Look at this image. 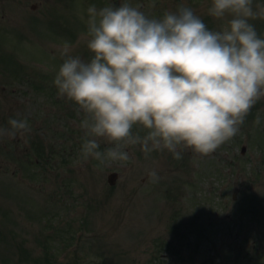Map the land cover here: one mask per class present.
I'll return each instance as SVG.
<instances>
[{
    "label": "rangeland",
    "instance_id": "rangeland-1",
    "mask_svg": "<svg viewBox=\"0 0 264 264\" xmlns=\"http://www.w3.org/2000/svg\"><path fill=\"white\" fill-rule=\"evenodd\" d=\"M97 1L45 0L32 19L9 15L22 29L0 32L13 48L23 35L22 46L31 48L15 59L45 63L37 65L44 69L38 79L52 72L46 91L26 85L0 93V128L12 132L10 119L28 124L0 136V264H264L263 98L209 155L179 148L175 159L166 149L145 154L137 144L123 149L127 161L101 162L82 155L85 114L53 83L65 43L68 55L93 58L85 39L90 6L127 2L160 18L183 5L219 30L223 22L208 15L211 0ZM257 4L264 0H253L254 10ZM250 23L264 38V20ZM7 80L0 72V85ZM132 133L146 130L134 126ZM99 144L101 152L115 147L102 138ZM111 173L118 174L113 186Z\"/></svg>",
    "mask_w": 264,
    "mask_h": 264
},
{
    "label": "clouds",
    "instance_id": "clouds-1",
    "mask_svg": "<svg viewBox=\"0 0 264 264\" xmlns=\"http://www.w3.org/2000/svg\"><path fill=\"white\" fill-rule=\"evenodd\" d=\"M87 12L93 58L68 55L65 43L53 81L85 114V158L127 161L123 149L137 144L145 154L166 149L175 159L179 148L209 155L264 97V38L249 22L264 20V4L254 10L253 0H211L208 15L223 22L219 30L183 5L160 18L127 2ZM8 123L13 131L0 128V136L28 128L26 120ZM134 126L146 135H133ZM101 138L115 147L99 151ZM149 176L158 179L155 171Z\"/></svg>",
    "mask_w": 264,
    "mask_h": 264
},
{
    "label": "flooded vegetation",
    "instance_id": "flooded-vegetation-1",
    "mask_svg": "<svg viewBox=\"0 0 264 264\" xmlns=\"http://www.w3.org/2000/svg\"><path fill=\"white\" fill-rule=\"evenodd\" d=\"M30 0H0V14L14 13L26 8ZM36 8L35 5H32Z\"/></svg>",
    "mask_w": 264,
    "mask_h": 264
},
{
    "label": "water",
    "instance_id": "water-1",
    "mask_svg": "<svg viewBox=\"0 0 264 264\" xmlns=\"http://www.w3.org/2000/svg\"><path fill=\"white\" fill-rule=\"evenodd\" d=\"M113 178L115 179V177H111V183H114V180H113Z\"/></svg>",
    "mask_w": 264,
    "mask_h": 264
}]
</instances>
